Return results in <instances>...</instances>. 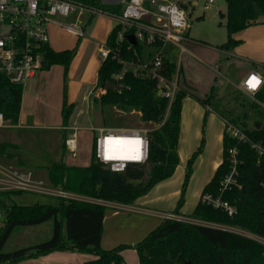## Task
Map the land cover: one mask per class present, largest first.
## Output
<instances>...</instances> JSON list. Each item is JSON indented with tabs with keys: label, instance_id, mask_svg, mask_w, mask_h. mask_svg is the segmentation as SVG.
Returning a JSON list of instances; mask_svg holds the SVG:
<instances>
[{
	"label": "trees",
	"instance_id": "1",
	"mask_svg": "<svg viewBox=\"0 0 264 264\" xmlns=\"http://www.w3.org/2000/svg\"><path fill=\"white\" fill-rule=\"evenodd\" d=\"M84 5L97 12H107L113 16L122 14L121 4L106 3L102 0H68ZM226 12L220 13L225 19L227 41L218 48L230 52L238 47L242 40L236 35L250 26L264 21V0H226ZM97 14L91 16L92 21ZM124 33L121 38L120 34ZM135 33L134 28H126L121 24L115 26L107 40L112 51H118L121 58L134 63L144 62V49L139 41L129 42L128 35ZM82 39H79V42ZM161 41L152 46L159 48ZM131 47V48H129ZM76 48L55 51L51 47L44 49L45 69L54 64L65 68V78L76 54ZM151 57L152 53L148 54ZM122 65L112 56L104 61L99 69L97 88L104 89L112 81V75ZM178 70L175 60L163 56L162 73L173 80ZM121 91L107 90L101 97L103 104H115L126 110L141 113L143 122L160 124L149 129L148 160L144 164L129 163L123 172H114L101 163L95 155L93 147L92 161L87 167L68 166L65 161L54 162L48 166L47 174L50 185L56 189L77 195L107 202L132 205L146 195L156 184L172 177L179 164V135L183 100L193 97L202 105L218 113L221 99L216 93L218 76L205 98L197 97L191 91L181 88L176 91L172 101L159 95L158 82L148 76L135 75L128 72L123 80ZM24 87L12 83L8 77L0 73V113L11 126L19 123L23 102ZM257 97L264 101V86ZM255 107H258L253 103ZM74 105L67 100L64 90L63 123L68 126ZM208 111L205 116V123ZM235 123L246 126L245 120ZM257 128L247 130L250 138L264 146V123ZM205 140L188 161L183 193L173 214L178 215L184 204V194L192 174L197 157L202 153ZM13 147L11 144H0L2 155ZM236 147L242 165L238 185L226 191L222 198L237 208V214L229 216L221 209L208 207L200 199L191 218L210 224L239 228L264 238V161L258 164L257 156L249 144L237 142L224 133L223 159L211 181L205 186L203 193L219 196L221 182L229 172L228 151ZM66 151L65 146H63ZM21 191H0V211H4V220L0 229V264H18L19 262L48 254L56 250L79 251L93 254L94 258L82 264H125L123 251L133 248L139 255L140 264H264V243L238 233L214 226L186 222L176 219H164L148 235L134 246L121 244L112 249L102 247L104 219L107 206L95 202L58 198L59 203L24 205L11 200L14 193ZM53 220V235L42 243L5 252L4 248L13 232L20 227L37 226Z\"/></svg>",
	"mask_w": 264,
	"mask_h": 264
},
{
	"label": "crops",
	"instance_id": "2",
	"mask_svg": "<svg viewBox=\"0 0 264 264\" xmlns=\"http://www.w3.org/2000/svg\"><path fill=\"white\" fill-rule=\"evenodd\" d=\"M98 15L95 17L97 18ZM96 20V19H95ZM93 25V26H92ZM118 25L116 20V16L101 14V17L98 18L97 22H91V25L88 29V36L86 39H83L79 42V45L76 47V54L71 62V65L68 70L67 77L63 79L64 90H67V100L69 104L74 105V110L69 119L68 126L72 129L77 130V138L79 140H83L81 137V131H93L98 132L100 129H130L135 128L131 126V124H126L123 121H119L115 116L117 122L113 123L115 126H107L100 125L98 127H83L85 129H81L76 126V117L78 114H81L84 106L87 105L88 109L93 108V114L95 115V108H100L103 110L105 107H110L111 109H116L120 113L130 114L135 113V111L122 109L118 105L115 104H103L101 101V97L104 93L100 88H97L98 77H99V69L102 65V60L100 57V53L98 50L99 44L106 43L108 37L111 32ZM94 27V28H92ZM257 29V32L250 33V29ZM190 27L186 32V40L184 42H190ZM264 29V21L253 26L248 27L247 29L241 31L236 35L237 38L242 40V43L236 47L234 50L228 52L237 62L235 64L236 69L231 75L236 72H239L240 75L237 76L238 83L236 84V89H238L240 83L253 72L261 73L264 76V64L256 63V61L247 62H239L238 58H243L246 61H250L252 59L244 58V56L238 54L236 51H240L243 46L248 43V40L251 39V36L256 34V38L262 37L260 34V30ZM79 40V38H78ZM181 43L180 47L165 44L161 48H153V50L145 51L144 50V62L150 60L148 58V54L152 53L154 55L157 50H160L163 56H167L168 58L173 57L172 59L178 60V55L181 57V54L184 52L189 53V48L185 47ZM206 43V42H205ZM208 44V43H206ZM257 51L258 54H261L264 58V43L257 42ZM216 46L217 51H221L224 53L225 51L220 50ZM51 47V46H50ZM52 48V47H51ZM244 48V47H243ZM53 49V48H52ZM66 50H72L71 48L65 47ZM179 49V51H178ZM219 49V50H218ZM54 50V49H53ZM56 51V50H55ZM60 51V50H59ZM58 51V52H59ZM63 51V50H62ZM65 51V50H64ZM241 52L243 54H249L245 49ZM253 56V55H251ZM254 60V59H253ZM256 60V59H255ZM177 66L180 69H183V60ZM46 69L42 70L39 75L26 83L27 89H25L26 85H24V93H23V102L19 117L18 125L12 128L24 129L26 131L32 132L31 130H36L39 132H47L52 131L50 129L56 128L58 130H62L64 127L63 123V101H64V90H57L55 93L50 94L48 92V84L50 82L49 73L45 72ZM240 70V71H238ZM221 73V72H220ZM222 79L225 82H228L229 75L221 74ZM230 75V76H231ZM178 76V75H177ZM218 76V85L219 78H221L217 72L215 73V77ZM214 77V78H215ZM230 82V81H229ZM188 84V83H186ZM214 85V84H213ZM211 85L206 91L207 95L212 86ZM225 85V83L223 84ZM180 86V85H179ZM221 86V85H219ZM181 88L189 90L186 86H180ZM195 89V88H194ZM196 90V89H195ZM220 98V97H218ZM115 106V107H114ZM208 111L206 123L205 116ZM104 116L103 113H101ZM113 115V112H112ZM224 116L218 111H214L213 109L202 105L200 102L195 100L191 96L185 97L183 100V108H182V118H181V130L179 135V145H178V154L180 164L174 173V175L158 184H156L146 195L139 198L132 205H124L117 202H107L103 200H99L100 202H104L107 208L106 216L104 219V229H103V237H102V247L106 250L112 249L121 244H129L134 246L142 239H144L149 232L158 227L162 221L165 219L166 215L169 213H173L177 208L178 202L182 197L183 193V180L185 171V166L188 158L199 148L202 139L205 140V145L202 153L197 157L193 164L192 174L188 185L186 187V200L184 194V204L182 205L180 212L178 214L179 217L183 219H187V217H191L196 206L200 202L201 195L205 186L211 181L213 178L217 168L222 162L223 157V138H224V124L223 118ZM75 122V123H74ZM106 124V121H103ZM153 125L148 127L155 128L160 126V124L147 122ZM122 125V126H121ZM9 129V128H7ZM138 129V128H136ZM4 130V129H3ZM63 144L65 139V132L63 133ZM97 134V135H98ZM95 135V137L97 136ZM214 135L216 141V148H213L212 145V137ZM21 139L19 137H9L7 140H1L0 144H11L13 147H9L6 150V154L0 158V164L4 166H10L14 168H19L21 170L31 172L35 179H41L44 181H48L47 167L51 164L37 163L36 168L32 169L30 167H26L23 163L22 157L19 155L18 148L21 147V144L26 141L34 142L35 139L31 137H23ZM45 139V138H44ZM44 139H41L46 145L48 142ZM87 140V142H86ZM90 136H85V142L81 145L83 150H87V144L89 143ZM200 142V143H199ZM190 157V158H191ZM189 161V160H188ZM58 162V161H57ZM188 165V162H187ZM186 175V174H185ZM47 179H46V178ZM193 200V201H192ZM102 202V203H103ZM193 203V204H192ZM108 204V205H107ZM192 204L189 209V205ZM127 217H133L134 221H126ZM192 219V218H188ZM122 228H125L124 231H127V234L131 232H135L138 234L135 238L137 239H129L127 235L122 234ZM134 251V252H132ZM132 253L136 256H132ZM124 259L128 261H132L133 264L139 263V255L136 250L126 249L123 251ZM94 258V257H93ZM92 258V259H93ZM90 260V259H88ZM28 261V260H25ZM31 263L37 264V260H30ZM19 264H28V262L21 261ZM40 264H55L54 260H40Z\"/></svg>",
	"mask_w": 264,
	"mask_h": 264
},
{
	"label": "built area",
	"instance_id": "3",
	"mask_svg": "<svg viewBox=\"0 0 264 264\" xmlns=\"http://www.w3.org/2000/svg\"><path fill=\"white\" fill-rule=\"evenodd\" d=\"M106 3L121 4L122 14L116 16L118 24L126 28H134L136 40L150 47L161 41L163 47L165 44H172L180 47L181 43L186 40V32L189 25L188 7L194 8L199 5V0H102ZM215 4V0H204V9L209 10ZM106 14L107 12H97L90 8L76 4L68 0H0V73L4 74L15 84L24 87L25 83L35 79L39 73L45 69L44 49L50 47L49 26L52 24L51 18L75 16V22L69 27H63L70 33L86 39L88 29L91 25L92 15ZM83 16L87 19H83ZM131 35V34H129ZM121 38L124 33L120 34ZM131 48V47H129ZM154 48V47H153ZM157 48V47H155ZM102 63L112 56L113 60H118L122 65L121 69L112 75L113 83L124 88L123 80L128 72L135 75L148 76L157 80L159 95L172 101L176 91L179 89L178 74L173 80H169L163 73V55L157 50L151 55L150 60L143 63L129 62L121 58L118 51H112L106 43L99 44L98 47ZM180 67L178 66V70ZM219 76L222 77L221 73ZM252 74L258 75L262 81L264 76L261 73H250L239 85L238 89L246 93L253 103L262 111L264 115V101L260 100L257 95L261 92L264 83H261L258 90L250 91L245 87L244 81L248 80ZM223 78V77H222ZM224 84V79L219 80V85ZM105 94L106 89H101ZM224 133L239 143L250 145L251 151L257 156L258 164L264 161V146L253 141L247 133L251 129L235 121L223 118ZM255 126V125H254ZM262 126V124H261ZM13 127L0 113V129ZM65 132L64 146L66 151L73 156L77 153V130L69 126L62 127ZM99 134L95 137V155L103 164L107 165L114 172H123L129 163L144 164L148 160L149 140L145 129H100ZM125 136L137 138L138 146L142 158L140 161H128L116 159L107 156L106 140L111 137ZM0 149V158H2ZM230 169L221 182L220 195L214 196L210 193L201 195V201L208 207L221 209L229 216L237 214V208L230 202L224 200L222 195L230 190L232 186L238 185V176L240 175L239 166L242 161L239 157V151L236 147L228 151ZM0 191H21L31 192L42 195L54 196L57 198L75 199L87 202H100L98 200L77 195L56 189L41 179H35L31 172L4 166L0 164ZM103 202V201H102ZM102 202H100L102 204ZM104 203V202H103ZM3 216L0 214V219ZM165 219L183 220L176 214L169 213ZM203 225L214 226L217 228L229 230L240 235L256 239L255 235L233 227L216 225L203 222ZM201 224V223H200ZM233 228L235 231L230 230ZM257 237V236H255ZM259 241V240H258ZM261 242V241H260ZM263 243V242H262Z\"/></svg>",
	"mask_w": 264,
	"mask_h": 264
},
{
	"label": "rangeland",
	"instance_id": "4",
	"mask_svg": "<svg viewBox=\"0 0 264 264\" xmlns=\"http://www.w3.org/2000/svg\"><path fill=\"white\" fill-rule=\"evenodd\" d=\"M203 4L204 0H199V5L197 7L194 8L193 6H191L187 8L189 13V25L191 28L190 42H184L183 45L189 48L190 52H183L181 54V57L178 55L177 61L176 59H174L177 65L181 63V60H183V69L179 77V85L186 86L189 91H191V93L195 94L197 97L205 98L207 96L205 92H208L209 87L215 82V73L217 74V72H221V74L223 73L225 75H229V78L227 79H229L230 82L224 81L225 85L221 86H219L218 83L216 84V93L221 99L218 111L224 116L223 118H227L231 121H242V119L247 116L245 124L249 128L254 126L256 123H264V115L262 111L258 107H255L253 105V101L248 95H246V93L239 89H236V84L234 83H238L237 76L240 75V73L236 72L233 75H231V73H233L236 69L235 64H237V62L235 60L237 59H234L231 55L228 54V52L221 53V51L216 50L217 45H222L224 42L227 41L225 19H222L220 17V13L226 12V0H215V4L209 10H205ZM100 17L101 15H98L97 18H94L92 20L94 25ZM83 19H87V17L83 16ZM51 20L52 24L49 26L50 46L56 51H64L66 50L65 47L75 49L79 45V37L73 33H70L68 30L62 28V26L69 27L70 24H73L75 22V16H71L69 18L53 17L51 18ZM249 32H257V29H254L253 27V29H250ZM260 34L262 36L260 38H256V34L251 36V39L248 40V43L243 46L244 48L242 47L241 49L242 51L245 49L246 51H248V53H251V55L253 56L249 54H243L241 50L236 51L238 54L247 55L244 56V58L247 57L252 60L246 61L243 58H238L239 62H247L250 63L251 66L253 65L251 61H256V63L264 64V58H262L263 56L261 54H258L257 51V42L259 41L264 43V29L260 30ZM88 36H90V34H88ZM205 42L208 44H206ZM142 45L143 49L146 52L153 50V47H150L146 44ZM170 58L172 59L173 57ZM45 72H48L50 75V82L48 84V92L50 94L55 93L57 90H64V66L54 64L51 67L47 68ZM220 79H222V77L219 78V80ZM25 87V89H27V85ZM88 108L87 105H85L82 113L77 115L76 123L74 122L76 126L80 127L81 129H85L86 127H98L100 125H112L116 127V125L113 124L114 122H117L116 118L119 121H123L126 124H131V126H134L138 129L149 130L150 127L148 126L153 125L147 122H143L141 118V113L136 110H132L135 111V113L124 114L122 112L120 113L116 109H111L110 107H105L103 110L98 107L95 108L94 115V107L92 108V110ZM101 113H103L104 116H102ZM104 120L106 121V124H104ZM50 130L52 131L39 132L36 130H31L32 132H29L24 129L10 127L9 129H0V139L7 140L9 137L11 138L13 136L24 139L23 137L25 136L27 138L29 137V139L31 140V137H33L35 139V145L34 142L26 141L21 144L20 148H18L19 155L22 157V160H24V165L32 169L36 168L37 163L43 162L51 164L57 161H65L68 166L76 167H87L91 164L93 147L96 140L95 135H97L98 132H94V130H82L81 137L83 140H79L78 137L77 153L76 156H73L67 151H64V148L62 146L64 132L56 128H52ZM86 135L90 136V140H88L89 143L86 147L87 150L84 151L81 145L85 142ZM211 137L213 148H216L217 144L214 135ZM41 139L46 140L48 144L46 145V143H44ZM190 157L188 158V160L190 159ZM187 162L185 166V171L187 167ZM185 174L186 172L184 173V178ZM46 182L50 184L49 181ZM11 200H13L15 203L24 205H34L36 203L57 205L59 203V199L57 197L31 192L14 193L11 196ZM95 203L101 204L100 202ZM105 204L102 203V205ZM192 204L189 205V209L191 208ZM108 209L110 208L108 207L107 210ZM0 214L3 216V218L0 219L1 229L4 220V211H0ZM188 218L191 217H187V219H183V221L203 224L202 221ZM126 221H134V218L127 217L125 219V222ZM229 229L235 231L233 228ZM124 230L125 228H122V234L127 235L130 240L137 239L135 237L138 234H135V232L127 234L128 230ZM52 235L53 220H50L44 224L37 226L20 227L13 232L4 248V251L10 252L18 248L33 246L35 244L42 243L49 240ZM254 238H258L259 241L264 243V238L258 236H254ZM129 249L135 250L133 248ZM132 256L136 258L133 253ZM93 257V254L83 253L76 250H56L48 254L26 259L28 261H23L28 262V264H34L31 263L30 260H37V264H40V260L49 259L54 260L55 264H82L86 260L92 259ZM125 264L133 263L131 260L128 261L126 259Z\"/></svg>",
	"mask_w": 264,
	"mask_h": 264
},
{
	"label": "bare ground",
	"instance_id": "5",
	"mask_svg": "<svg viewBox=\"0 0 264 264\" xmlns=\"http://www.w3.org/2000/svg\"><path fill=\"white\" fill-rule=\"evenodd\" d=\"M138 142L137 138L112 136L106 140L107 156L128 161H140L142 154L140 153Z\"/></svg>",
	"mask_w": 264,
	"mask_h": 264
},
{
	"label": "clouds",
	"instance_id": "6",
	"mask_svg": "<svg viewBox=\"0 0 264 264\" xmlns=\"http://www.w3.org/2000/svg\"><path fill=\"white\" fill-rule=\"evenodd\" d=\"M261 83H264V81L256 74H252L248 80L244 81L245 87L253 92L258 90Z\"/></svg>",
	"mask_w": 264,
	"mask_h": 264
},
{
	"label": "water",
	"instance_id": "7",
	"mask_svg": "<svg viewBox=\"0 0 264 264\" xmlns=\"http://www.w3.org/2000/svg\"><path fill=\"white\" fill-rule=\"evenodd\" d=\"M128 39H129V42L132 43V44H136L137 40H136V37L134 34H131V35H128ZM106 90H119L121 89V86L113 83V82H109L107 83L106 87H105ZM255 126L257 128H260L261 127V123H256ZM186 264H190V262H187Z\"/></svg>",
	"mask_w": 264,
	"mask_h": 264
}]
</instances>
